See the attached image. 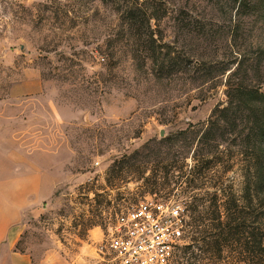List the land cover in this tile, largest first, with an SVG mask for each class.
Wrapping results in <instances>:
<instances>
[{"label": "rangeland", "instance_id": "1", "mask_svg": "<svg viewBox=\"0 0 264 264\" xmlns=\"http://www.w3.org/2000/svg\"><path fill=\"white\" fill-rule=\"evenodd\" d=\"M240 88L264 91V0H0V148L44 189L17 248L108 264L145 197L222 211L254 155Z\"/></svg>", "mask_w": 264, "mask_h": 264}, {"label": "trees", "instance_id": "2", "mask_svg": "<svg viewBox=\"0 0 264 264\" xmlns=\"http://www.w3.org/2000/svg\"><path fill=\"white\" fill-rule=\"evenodd\" d=\"M236 1L238 5L244 2ZM237 90L234 103L230 99L221 111L227 112L232 103L254 102L249 118L254 155L245 165L251 173L246 176L240 195H231L222 211L215 204L211 209L198 208V204L187 207L192 213L187 222L188 241L178 248L174 264H264V91ZM202 168L196 172L205 170ZM214 198L216 194L210 197Z\"/></svg>", "mask_w": 264, "mask_h": 264}, {"label": "built area", "instance_id": "3", "mask_svg": "<svg viewBox=\"0 0 264 264\" xmlns=\"http://www.w3.org/2000/svg\"><path fill=\"white\" fill-rule=\"evenodd\" d=\"M187 208L180 200L148 196L115 215L103 238L100 261L171 264L184 242Z\"/></svg>", "mask_w": 264, "mask_h": 264}, {"label": "crops", "instance_id": "4", "mask_svg": "<svg viewBox=\"0 0 264 264\" xmlns=\"http://www.w3.org/2000/svg\"><path fill=\"white\" fill-rule=\"evenodd\" d=\"M41 178L31 169H18L16 148H0V264H94L95 255L84 246L71 255L49 250L38 263L17 248L28 218L39 212L37 204L44 192Z\"/></svg>", "mask_w": 264, "mask_h": 264}]
</instances>
